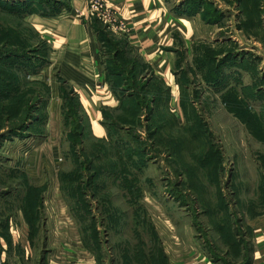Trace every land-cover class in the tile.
I'll return each mask as SVG.
<instances>
[{"label": "rangeland", "instance_id": "rangeland-1", "mask_svg": "<svg viewBox=\"0 0 264 264\" xmlns=\"http://www.w3.org/2000/svg\"><path fill=\"white\" fill-rule=\"evenodd\" d=\"M259 3V27L244 23L236 1L218 22L202 19L206 30L179 51L169 108L152 117L139 110L131 125L112 118L89 127L50 65L43 0H0V233L12 227L17 241L22 226L35 228L26 264H67L72 252L116 264L124 253L161 248L182 264L191 249L211 254L209 243L220 245L214 222L241 216L262 183ZM114 50L105 48V59ZM27 200L35 207L24 224ZM0 239V264H23L6 261Z\"/></svg>", "mask_w": 264, "mask_h": 264}, {"label": "crops", "instance_id": "crops-1", "mask_svg": "<svg viewBox=\"0 0 264 264\" xmlns=\"http://www.w3.org/2000/svg\"><path fill=\"white\" fill-rule=\"evenodd\" d=\"M106 1L115 11L117 27L91 14L88 10L89 0H70L67 8L54 16L42 18L40 23V31L50 48V65L54 67L58 79L77 98L86 126L89 127H94L95 123L100 124L104 113L115 116L120 114L123 102L138 103L131 94L120 98L110 84L98 26L112 41L126 50L133 60L144 66L138 79L160 81L170 95H175L179 90L175 72L180 49L188 47L198 33L207 27V24L202 23L201 12L190 13L186 9V0ZM214 1L220 12L230 11L236 6V0ZM121 23L124 28L119 25ZM150 95L153 96L152 93ZM261 182L257 184L256 197L246 200L245 211L241 216L235 219L230 213L227 216L221 215L214 222L220 245L214 243L211 246L209 243L212 256L204 252V247L201 250L193 248L182 264H264V168ZM22 220L24 224L26 221L30 223L32 217L23 215ZM228 228L231 230L229 237ZM6 234L4 237L0 233L7 244L6 261L16 256L23 264L30 261L32 256L27 246H35L34 241L38 235L35 234V228L22 226L17 231V241L14 240L12 227H7ZM81 244L85 254L91 252L86 243ZM160 252L165 264H175L170 261L167 251L161 248ZM76 256L73 252L67 255V264H100L93 254L90 259ZM43 259V264L52 262L45 257ZM158 260V255H142L139 250L134 255L124 253L115 262L158 264ZM101 264H104L103 260Z\"/></svg>", "mask_w": 264, "mask_h": 264}, {"label": "trees", "instance_id": "trees-1", "mask_svg": "<svg viewBox=\"0 0 264 264\" xmlns=\"http://www.w3.org/2000/svg\"><path fill=\"white\" fill-rule=\"evenodd\" d=\"M69 1L70 0H61L58 4L56 3L58 2L57 0H43V6L39 8V13H41L43 17L54 16L61 10L67 8ZM260 1L236 0V2H239L240 9L244 11L245 15H247V20L244 22L245 24H253V26L255 27L260 26V23L258 22V16L262 10L259 3ZM186 2V9H188L190 13L199 11L201 12V17L203 20L206 19V21L211 22L210 18L212 17V21H219L221 12L213 6V3L207 0H186ZM252 17H254V19ZM98 30L99 38L103 43V50L105 48L115 49L113 51V56H110L106 59L107 72L109 78L108 80L110 84L112 85L114 91L118 93L120 98H123L125 94H131V96L135 97L138 101V103L133 104H130L129 102L121 103L122 115L120 117H118L119 115H113L112 117L110 113H104L103 121L113 118L115 122L123 121V125H131L133 120L137 118L136 114L139 112V110L147 108L148 112L150 113V116L152 117L154 115V112L157 111V106L160 105L159 107L161 109L169 108L167 104L170 98V94L168 90H166L161 85V82L157 80H151L150 82L145 81V83H143L142 81L140 82V84H137V80H140L138 79V75L143 71L144 66L140 65L139 63H137V61L133 60L132 57L128 54V52L124 50L120 45L116 44V42L112 41V39L109 38L107 34L100 29L99 26ZM102 53L103 55H105L103 51ZM70 92L72 94V91ZM151 93L153 96L150 95ZM73 98L76 99L80 111V105L77 98L75 96H73ZM77 123L78 121H76V124ZM29 204L30 203L27 200L26 205L28 206ZM25 207L26 206H24V208ZM34 207L35 206H32L30 204L29 207H27L28 214L25 216L32 217V215H30L29 213L30 209H33ZM33 218L35 219L36 217ZM227 235L228 237L231 236V230L229 228L227 229ZM140 252L142 255H146L145 253H142V251ZM153 255H158V264H165L164 257L162 256L160 250H157V254Z\"/></svg>", "mask_w": 264, "mask_h": 264}, {"label": "built area", "instance_id": "built-area-1", "mask_svg": "<svg viewBox=\"0 0 264 264\" xmlns=\"http://www.w3.org/2000/svg\"><path fill=\"white\" fill-rule=\"evenodd\" d=\"M88 10L96 18L102 20L104 23L109 24L112 27H117L115 21V11L106 0H89ZM124 28V24H119Z\"/></svg>", "mask_w": 264, "mask_h": 264}]
</instances>
